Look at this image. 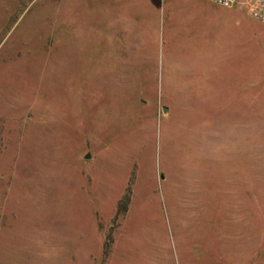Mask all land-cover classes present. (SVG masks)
<instances>
[{"label":"rangeland","instance_id":"374dc122","mask_svg":"<svg viewBox=\"0 0 264 264\" xmlns=\"http://www.w3.org/2000/svg\"><path fill=\"white\" fill-rule=\"evenodd\" d=\"M0 264H264V24L0 0Z\"/></svg>","mask_w":264,"mask_h":264},{"label":"built area","instance_id":"2783aa9c","mask_svg":"<svg viewBox=\"0 0 264 264\" xmlns=\"http://www.w3.org/2000/svg\"><path fill=\"white\" fill-rule=\"evenodd\" d=\"M223 7L244 8L253 18L264 24V0H209Z\"/></svg>","mask_w":264,"mask_h":264},{"label":"trees","instance_id":"16d2710c","mask_svg":"<svg viewBox=\"0 0 264 264\" xmlns=\"http://www.w3.org/2000/svg\"><path fill=\"white\" fill-rule=\"evenodd\" d=\"M109 252V249L105 248L104 249V254L106 255Z\"/></svg>","mask_w":264,"mask_h":264}]
</instances>
